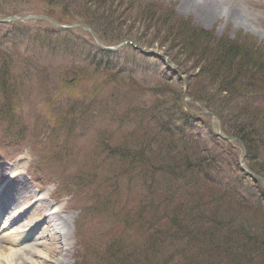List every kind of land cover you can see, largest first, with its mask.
<instances>
[{"label": "trees", "instance_id": "16d2710c", "mask_svg": "<svg viewBox=\"0 0 264 264\" xmlns=\"http://www.w3.org/2000/svg\"><path fill=\"white\" fill-rule=\"evenodd\" d=\"M92 1L102 6L106 2ZM158 10L157 5L141 9L143 15L152 17L151 24H165L167 17L163 20L160 15L154 16ZM168 34L172 33L167 30L165 35ZM118 35L115 40L122 39ZM213 41L214 38L208 36L199 44H187L186 54L193 55L195 48L201 51L209 76L215 81L222 80L212 94L224 97L237 108L220 116L223 123L231 122L225 131L244 143L249 168L264 177V170L254 165L259 153L264 163V104L257 99L258 93L264 96V49L250 48L252 56L248 55L241 64L233 62L234 56L225 55L226 49ZM217 52L220 55L217 56ZM249 64L255 75L249 71ZM92 66L91 74L102 76L93 79L101 81L102 85L121 75L107 62ZM132 85L129 83V87ZM244 94L253 96V101L245 102ZM113 97L111 94L110 98ZM233 97L237 99L232 100ZM177 104L175 100L173 109H162L163 113L158 111L157 105L153 106L163 120V114L170 119L168 124L160 122V117H153L151 112L148 118L152 122L144 115L136 119L142 126H134L128 134L126 132L125 142L130 148H121L116 155L118 163L126 164V168L120 167L116 174L108 176L104 195L107 211L112 206L110 198L115 201L119 190L125 200L119 206L122 212V217L119 215L122 218L120 241L117 237L113 240L119 248L110 244L106 247L98 238L100 246L105 247L102 250L117 260L105 263L101 258L91 264H160V260L166 261L163 264H264V206L251 195L238 194L219 184L217 174L220 173L209 160L211 155H203L199 144L196 146L192 138L171 126L174 116L170 113L179 112ZM154 140L153 149L150 145ZM136 170L137 174L130 176L141 179L138 190L146 197L136 198L132 207L124 193L134 191L130 186L126 190L120 187L118 174ZM121 253L124 256H120Z\"/></svg>", "mask_w": 264, "mask_h": 264}, {"label": "rangeland", "instance_id": "374dc122", "mask_svg": "<svg viewBox=\"0 0 264 264\" xmlns=\"http://www.w3.org/2000/svg\"><path fill=\"white\" fill-rule=\"evenodd\" d=\"M38 1L39 2H36L35 0H0V16L14 12L17 16H33L36 14L35 16L40 17V19L29 18L21 23L13 22L0 24V54L3 53L4 56L1 57H6L9 61L10 73L13 74L12 78L16 81V84L19 87V101H22V107L24 108L22 111L26 115L31 114V116H34L36 111L43 107H48L47 99H50L56 94L58 95L56 101L58 106L54 109L56 111H58L59 107L65 105V101L66 104L70 102L80 104L83 102H89L88 97H90V99L94 98L97 105L99 102H104L105 97L110 93V88L117 85V82H115L109 87V90L108 87H104L101 90L98 86L91 83L89 79H84L77 85L74 84L75 77H73V75L79 74L77 65H80L78 62L85 50L84 48H77L74 39L79 38L83 41L87 38L89 39L90 35L76 30L63 32L61 35L64 36L56 39H63L65 37L66 44L64 47L61 43L55 42L59 54V56L57 55V57H55L46 49V42L51 41L54 43L51 39L48 40V33H51L50 38H52L53 35L57 33L60 34L61 32L56 31L53 25L45 20L46 18L53 20L55 16H57L61 20L65 19L64 21L68 23H76L77 20L80 19L82 21L84 19V16L87 14L85 11L87 10L91 12L93 16H96L97 25L100 27V25H102L101 22H103L102 20H105L107 15L114 14L118 16V14H121L124 17L123 24L118 25L115 23L113 24L112 29H118V33L120 32L122 35L125 34L129 37L127 41H134L139 47L145 50L165 52L169 59L179 67L183 79L185 80V84H191V87L188 85L186 90V96L189 98L185 105L194 112L195 117L190 119L191 124L189 127L192 133L197 135L201 141L207 143L209 148L213 150L216 141L214 133L215 130L218 129V122H221L219 117L222 116L223 113L226 114L231 109L236 110L237 108H234L227 99L224 100V97H221L218 94H212L215 89L211 86V81L205 76L207 73L209 74V71L208 66L204 63L203 53H200L201 51H198L195 48L193 55H187L186 45L192 40H195V43L199 44L200 41L206 39V36L208 35H206L205 31L208 29L212 30V33L216 38L214 39L218 44L219 42L222 45L225 44V41L227 40L223 35L227 33L229 38L234 40L233 42H242L253 49L255 47L253 46L251 39H254V43L264 47V0H239L238 2L237 0H149L163 4L169 3L177 14L172 18L175 19L174 22L169 20V23L171 24L163 23L160 25H148L135 18L134 15H136L137 9L128 8V3L132 0H112L111 9L106 7L111 0H106L103 6L92 0H52L50 3L53 5V7H51V11L54 13L52 16L45 14V6L40 4V2H43L44 0ZM134 1L145 3L146 0ZM80 2L82 3V8L79 6ZM231 3H236V5H232ZM120 4H126V6L124 8L120 7L117 10V6ZM60 6H63V8ZM75 8L78 11L75 10ZM65 9L70 10L71 12H67ZM233 10L235 11L234 13ZM165 12L166 11L162 10L161 14L164 15ZM179 16L191 18L196 25L204 27V30L196 33L189 31L187 28L180 27L179 24L184 22L177 19ZM113 20L114 18L111 21ZM236 21L240 22L241 25H237ZM167 30L172 34H168V38L164 41V35ZM170 30H173V32ZM201 34H204L205 36H201ZM196 36L197 39H195ZM247 40L248 43H245ZM119 50L120 51H115L117 53L116 63L121 66L125 65V68L128 66H135L137 78H139L138 81L143 84L144 90L154 86L156 83H162L159 80L155 81L150 79L145 75H138L140 70L141 72H152V67L162 69L161 62L147 58L136 52L134 49L131 51H128V49L121 51L120 48ZM60 51H65V54ZM218 55H220V53L217 52V56ZM71 61H75V63L71 64ZM144 77L148 80H140ZM165 77L170 84L166 92L162 94L163 96L161 99L166 100V96H169L170 98L176 95H180L181 99L184 91L183 83L179 80V77L173 75L171 71H168L165 74ZM64 80L70 84L68 86H63L62 84ZM61 90L65 93L64 95L60 93ZM142 97L143 96H141V98ZM118 98L121 103L116 110L118 113H125L127 108L134 111L137 106L136 102L133 101L131 104L130 102L132 101L124 95ZM141 98L137 97L136 99L137 101L139 99L142 101ZM236 99L237 97L232 98V100ZM126 103L128 104L126 105ZM86 109L87 108L84 107L83 110ZM203 111L215 114L216 118L212 119ZM87 112L90 113V110L87 109ZM31 116L29 118L27 117L29 122L32 121L30 120ZM29 122L27 125L28 127H31ZM230 123L231 122L225 124L231 125ZM96 127L100 128L101 126L96 125ZM108 127L110 129L105 130L104 137L109 138L113 136L117 139V133L113 132L117 134L113 135L112 132H107L114 130L111 129L114 127ZM225 127L223 125L222 128L225 129ZM83 132L86 134L84 137L77 140L76 150L81 155H88L90 154V150L94 149L93 145L98 139L95 137L97 131L85 128L83 129ZM155 143L156 141L154 140L150 147L154 149L156 147ZM233 145L236 146V148L230 144H224L222 145L223 147L219 146L217 147V153L214 154L217 157H220L222 161L224 160L223 162L232 161L235 165V161L237 157H239L240 151L236 144ZM14 154V152H10L9 155H0V182L5 181L7 174L12 173L14 175V171H16V174L20 173L19 176H15V178L9 182L3 196L6 203L11 202L14 196L17 198L20 196V200H18L17 203H12V206H10L12 212L13 210H17L18 203H21V200L23 199V193L22 191L19 193V190H21V188L22 190H27L28 188L32 191L34 190L29 185L30 181L28 177V170L34 160V156L30 155L28 150L24 152L22 151L16 156ZM258 157L259 159L256 158V163L254 162V165L263 171L264 163L262 162L260 153ZM82 160L86 161L89 166V158L82 156ZM232 168H234V166ZM100 170L103 174L109 170V166L105 164ZM46 190L50 189L48 188ZM45 195H47V192ZM72 204L69 203V201H66V203L62 205L63 212L60 213L63 217L61 220H66V222L60 224V226L66 231V241L69 246L66 250L62 251L58 242H55L52 245L49 262H45L44 264H73L72 260L74 250L76 249V240L74 239L71 230L70 220L72 221L71 216L76 215V213L71 210ZM29 212V216L25 215L27 216L25 222L33 219L32 210H29ZM46 213V211H39L41 217H44ZM261 218H263V216ZM1 222L0 226H2L4 221L2 220ZM10 230L11 229L7 231ZM8 233L9 232L1 231L0 241L2 240L1 238ZM15 249L16 247H9L7 244L0 242V264H7L10 253ZM93 254L94 251L92 250L88 253L89 257L93 256ZM164 262L166 261H159L160 264H163Z\"/></svg>", "mask_w": 264, "mask_h": 264}, {"label": "bare ground", "instance_id": "6f19581e", "mask_svg": "<svg viewBox=\"0 0 264 264\" xmlns=\"http://www.w3.org/2000/svg\"><path fill=\"white\" fill-rule=\"evenodd\" d=\"M238 1L239 0H237V2ZM236 3H231V4L236 5ZM234 12L235 11L233 10V13ZM236 24L241 25V23L238 21H236ZM30 195L31 194H29V196ZM14 221L15 220H11L10 218V222H11L10 224H13ZM52 231L58 235L59 245L61 246V248L65 249L67 247V243H66L67 235L63 234L62 231H59V229H57L55 225L53 226ZM53 232H52V235L54 234ZM17 233L20 234L22 232H17ZM45 236H47V240L49 242H43L42 238L41 239L37 238L36 240L32 241V243H30L28 246L23 248L22 252H19L21 250H18L16 252L10 253L8 262L6 261L7 264H44L45 262H47L50 258L49 256L52 251L53 240L50 237V234L47 230L45 232ZM13 237L17 238L16 236H13ZM8 238H11L10 235L8 236ZM11 241L12 239L8 240V242H11Z\"/></svg>", "mask_w": 264, "mask_h": 264}]
</instances>
